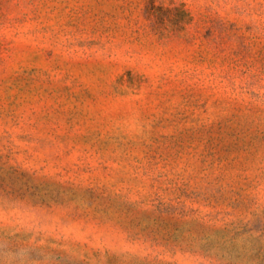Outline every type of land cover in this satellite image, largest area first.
Listing matches in <instances>:
<instances>
[{
    "label": "rangeland",
    "instance_id": "374dc122",
    "mask_svg": "<svg viewBox=\"0 0 264 264\" xmlns=\"http://www.w3.org/2000/svg\"><path fill=\"white\" fill-rule=\"evenodd\" d=\"M0 264H264V0H0Z\"/></svg>",
    "mask_w": 264,
    "mask_h": 264
}]
</instances>
